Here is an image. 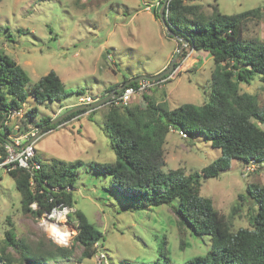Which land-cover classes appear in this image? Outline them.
I'll return each mask as SVG.
<instances>
[{
	"label": "rangeland",
	"instance_id": "1",
	"mask_svg": "<svg viewBox=\"0 0 264 264\" xmlns=\"http://www.w3.org/2000/svg\"><path fill=\"white\" fill-rule=\"evenodd\" d=\"M155 0H2L0 3V53L9 55L27 73L31 87L51 71H55L66 86L68 97L61 102L35 103L31 95L24 105L36 107L39 123L43 116L58 119L68 109L79 105L83 95H109L111 87L120 90L126 80L143 75H157L174 68L168 77L133 97L131 106H146L144 95L156 104L169 109L183 104L202 105L209 101L211 77L215 69L212 56L194 51L171 37L162 21L146 5ZM205 10L218 5L222 14L235 15L263 7L264 0H198ZM206 6V7H205ZM209 6V8H207ZM159 7L157 10H159ZM9 28V31H7ZM6 30V31H5ZM11 34L8 39L6 37ZM247 40L264 41V17L249 21L242 30ZM158 81V80H157ZM241 89L257 96L264 106V87L259 76L251 84L242 83ZM72 108H67V107ZM107 106L93 113L83 112L67 122L47 131L36 142L38 159L47 166L77 160L79 177L72 189L75 208L105 236L109 264H142L158 259V247L166 239L167 251L173 264H183L198 256H207L210 236H197L178 223L173 209L163 205L134 212L130 202L122 201L110 183L109 176L90 167V162L108 163L115 160L110 141L99 125L105 120ZM57 117V118H56ZM23 118L8 122L9 136H21ZM23 131H19V128ZM264 128L263 125H261ZM2 132L4 130L2 129ZM26 142L24 141L23 144ZM164 172L183 169L186 175L202 170L221 155V151L201 135L182 137L172 130L166 137ZM246 171V164L233 160L229 170L219 177L205 178L201 195L211 198L215 208L229 219L231 228H251L249 217L255 209L246 194L252 184L264 186V164ZM243 195L244 200L239 196ZM70 221H74L71 220ZM14 228L18 239L35 249L49 250L56 245L40 218L24 212L21 197L9 174L0 180V247L4 246L5 232ZM71 257L49 264H97L96 254L83 258V248L74 242ZM58 246V245H56ZM7 252L19 259L13 249Z\"/></svg>",
	"mask_w": 264,
	"mask_h": 264
},
{
	"label": "trees",
	"instance_id": "2",
	"mask_svg": "<svg viewBox=\"0 0 264 264\" xmlns=\"http://www.w3.org/2000/svg\"><path fill=\"white\" fill-rule=\"evenodd\" d=\"M195 3L171 0L165 14L172 31L181 39L179 44L186 40L189 49L212 56L215 69L209 101L199 106L183 104L169 109L144 95L145 107L108 105L105 120L99 127L109 138L115 160L90 162L89 165L109 176L117 197L130 202L132 211L167 205L173 209L179 225L185 230L197 236L211 237L207 256H198L183 264H264V186L252 184L247 187L246 194L256 208L249 217L251 228L236 231L232 230L228 217L215 208L212 199L201 195L203 179L219 177L230 169L233 160L246 165L264 164V128L261 127L264 126V106H260L256 95L242 91L240 86L242 83L251 84L259 76L264 87V41L242 37V30L249 21L262 20L264 8L225 15L219 11L218 5H209L211 8L207 11ZM158 11L155 9L153 14L160 19ZM9 37L11 34L6 38L13 42ZM29 83L26 71L9 55L0 53V109L3 111L0 123L9 109H24L29 95L35 103L42 105L61 102L69 95L55 71L43 76L28 92ZM130 85L137 87L138 82ZM110 91H118L117 86L111 87ZM95 110L76 111L57 123H54L56 119L43 116L34 126L47 132L83 112L93 113ZM37 117L36 107L26 109L22 128L27 129ZM4 122L1 124L4 132H0L3 154L2 145L11 133V127ZM172 130L183 132L187 138L205 137L212 147L221 151V155L202 170L189 175L181 168L164 172V146ZM78 165H82L80 160L70 164L57 161L50 166L42 163L33 186L25 170L11 172L9 175L20 194L22 210L40 217L58 203L74 206L70 189H75L79 173L72 167ZM239 198L244 200L245 197L240 195ZM33 203H37L38 209H32ZM70 219L79 223L74 242L83 248V258H92L95 244L103 245L104 234L78 209ZM8 249L16 251L19 259L7 252ZM157 252L156 261H143L142 264H173L165 238ZM71 255L69 248L56 245L45 251L35 249L23 239H18L11 227L5 232L4 246L0 247V264L58 263V260L68 259Z\"/></svg>",
	"mask_w": 264,
	"mask_h": 264
},
{
	"label": "built area",
	"instance_id": "3",
	"mask_svg": "<svg viewBox=\"0 0 264 264\" xmlns=\"http://www.w3.org/2000/svg\"><path fill=\"white\" fill-rule=\"evenodd\" d=\"M171 0H155L153 4L146 5V10L153 11L162 7L164 2L167 6L165 8V13H168L169 3ZM185 2H195L197 0H184ZM160 80H142L138 82L137 87L131 86L130 84L125 86L123 89L118 91H113L110 99L103 104V106H114V107H127L131 104L132 99L135 95L145 92L148 88L158 83ZM102 98L83 95L79 98L80 106H90L101 101ZM91 111L97 108H87ZM3 111L0 109V113ZM89 112V111H88ZM23 109H9L5 114V119L2 121L5 125L15 118H23ZM0 123V132H2V127ZM20 131V128L18 129ZM46 132H43L38 126L28 125L27 129L21 136L14 137L13 139L9 136V142L6 141L2 145L4 153L0 148V180L2 174H10L11 172L22 169L29 173L30 182L32 186L35 184L36 174L42 169V162L37 157V149L35 147L36 140L43 136ZM182 137L187 138V135L183 132H179ZM26 142L23 144V142ZM1 147V146H0ZM261 164H247L246 171L256 170V166ZM72 190V189H70ZM33 210L38 209L37 203L31 205ZM77 209L74 206H69L65 203L55 204L50 211L44 213L40 216V225L45 226L49 232L50 238L54 244L62 248L70 247L72 243L73 235L78 230L79 223L77 220L70 221V217L75 215ZM95 254L97 264H109L108 257L105 249L101 246L99 242L95 244Z\"/></svg>",
	"mask_w": 264,
	"mask_h": 264
},
{
	"label": "water",
	"instance_id": "4",
	"mask_svg": "<svg viewBox=\"0 0 264 264\" xmlns=\"http://www.w3.org/2000/svg\"><path fill=\"white\" fill-rule=\"evenodd\" d=\"M167 3L164 2L163 6L159 9L158 13H159V17H160V20L162 21L163 25L165 26L168 34L181 41V39L172 31L171 27L169 26L168 22H167V17H166V14H165V8H166V5ZM183 44L184 45H187L188 42L185 40L183 41ZM174 68V62L171 63L170 67L168 69H166L165 71L157 74V75H143V76H139V77H136L134 79H131L129 80L124 86H122L121 89H123L125 86L129 85L131 82H139V81H142V80H152V81H156V80H160L162 79L164 76H167L168 74H170V72L173 70ZM112 93L109 94L108 96H106L105 98H103L101 101L95 103V104H92L90 106H78V107H75V108H72L70 110H68L64 115L60 116L58 119H56L54 121V123H57L59 121H61L62 119H64L65 117H67L68 115L76 112V111H79V110H82V109H87V108H99L101 106H103L104 103H106L110 97H111ZM7 142H9V140H7Z\"/></svg>",
	"mask_w": 264,
	"mask_h": 264
},
{
	"label": "crops",
	"instance_id": "5",
	"mask_svg": "<svg viewBox=\"0 0 264 264\" xmlns=\"http://www.w3.org/2000/svg\"><path fill=\"white\" fill-rule=\"evenodd\" d=\"M133 78H136V77H133ZM67 108H72L71 106L70 107H67ZM69 110V109H68ZM57 118V117H56Z\"/></svg>",
	"mask_w": 264,
	"mask_h": 264
}]
</instances>
